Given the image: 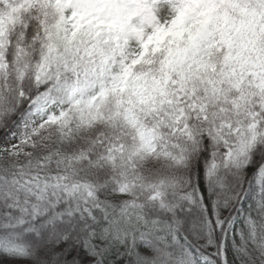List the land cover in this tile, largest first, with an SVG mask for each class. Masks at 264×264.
Segmentation results:
<instances>
[{
    "label": "snow or ice",
    "instance_id": "snow-or-ice-1",
    "mask_svg": "<svg viewBox=\"0 0 264 264\" xmlns=\"http://www.w3.org/2000/svg\"><path fill=\"white\" fill-rule=\"evenodd\" d=\"M0 264H264V0H0Z\"/></svg>",
    "mask_w": 264,
    "mask_h": 264
}]
</instances>
